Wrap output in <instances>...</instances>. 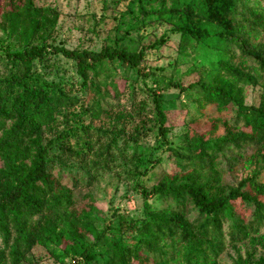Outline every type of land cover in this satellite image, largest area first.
I'll return each mask as SVG.
<instances>
[{"label":"trees","instance_id":"obj_1","mask_svg":"<svg viewBox=\"0 0 264 264\" xmlns=\"http://www.w3.org/2000/svg\"><path fill=\"white\" fill-rule=\"evenodd\" d=\"M58 18L57 9L34 0H0V264L42 257L62 264L68 258L219 264L227 249H264V7L258 0H128L98 51L55 45ZM154 23L178 35L172 73L187 65L184 74L195 81L184 86L166 68L144 65L146 52L166 40L142 46L134 35ZM62 60L71 62V73ZM139 81L151 111L130 96L128 111L121 104L126 88ZM245 87L258 90L256 105L245 104ZM168 90L194 93L195 115L179 125L177 148L164 108ZM230 105L229 121L206 112ZM102 117L109 119L104 126L113 123L96 128ZM203 119L209 128L201 127ZM151 132L154 146L145 144ZM158 151L174 159L176 170L146 186L143 179L161 163ZM105 177L132 185L142 200L140 217L111 208L104 216L89 194L79 205L76 195ZM152 198L165 206L153 208ZM239 251L233 264H264L254 249Z\"/></svg>","mask_w":264,"mask_h":264},{"label":"rangeland","instance_id":"obj_2","mask_svg":"<svg viewBox=\"0 0 264 264\" xmlns=\"http://www.w3.org/2000/svg\"><path fill=\"white\" fill-rule=\"evenodd\" d=\"M128 1V0H127ZM124 0H34L38 6H50L58 10L59 18L56 27V33L54 35L55 45L63 46L67 49H81L98 51L103 45V40L109 35L115 32L116 18L119 13L124 11V7L127 3ZM261 7H264V0H258ZM170 26L154 23L148 26L143 31L135 34L134 37L139 41L140 45H149L162 36L166 42L155 49L146 52V60L144 65L149 68H166L168 77L173 76V80H180L184 86L195 81L197 77L195 75L187 76L184 74L187 69V65H179L175 67L172 73L170 67L172 62L177 57L178 48V35L171 32ZM140 49V48H139ZM62 65L66 66L68 74L73 70L71 68V62L66 60L61 61ZM61 75V74H60ZM51 78L54 75L50 76ZM149 85V82L147 83ZM130 98L136 101H144L148 110L151 111L152 104L149 97L144 91L143 82L132 83L126 88L125 96L121 99V104L126 107L128 111L130 106ZM245 104L256 105L258 102V90L251 87L244 88ZM194 93L179 95L175 90H168L164 92V108L167 111L169 124L173 125L174 129H171L169 134V140L172 147L177 148L182 140L181 132L182 127L179 126L183 121L191 119L192 115H195V105L192 102ZM180 103L183 105V109L180 110ZM122 109V108H120ZM209 117L213 119H220L229 121L233 118L235 108L230 105L226 108L215 109L208 108L206 110ZM154 115L149 114L148 118L153 119ZM107 117H102L100 120L93 122L96 128L100 126L106 127L113 123V120L106 126L103 123H108ZM149 125H151L149 123ZM209 128L205 120H201V127ZM220 133V127L216 130V134ZM155 132H151L148 137L145 138V144L149 146L155 145ZM120 145V144H119ZM161 158L160 165L150 173L147 178L143 179V183L146 186L153 185L163 173H170L176 170V162L174 159L168 157L167 152L158 151L156 158ZM264 173V172H263ZM234 174L225 175L224 180L231 182L234 179ZM241 174H239L240 176ZM264 181V175L261 178ZM89 194L95 201V206L104 214L108 216L109 209L117 210L118 214L125 217L137 218L140 217L142 200L132 185L124 180H116L115 178L105 177L104 180L92 183L88 188H84L76 195L79 205H83L82 197ZM149 203L155 209H160L165 206L164 202L157 198H152ZM110 209V211H111ZM112 212V211H111ZM255 250L254 257L264 255V249L260 246L250 247L249 245L240 246L237 250L227 249L219 258V264H233V259L237 256V251L244 256V252ZM41 248L36 247L33 250L34 254L40 252ZM76 264L75 258H68L63 264ZM34 264H62L53 259H46L42 257ZM177 264V263H175Z\"/></svg>","mask_w":264,"mask_h":264}]
</instances>
